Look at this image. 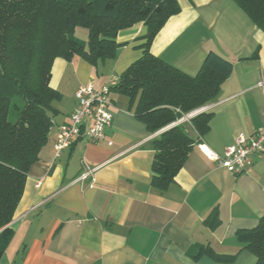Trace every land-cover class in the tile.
<instances>
[{"label": "crops", "instance_id": "obj_1", "mask_svg": "<svg viewBox=\"0 0 264 264\" xmlns=\"http://www.w3.org/2000/svg\"><path fill=\"white\" fill-rule=\"evenodd\" d=\"M176 2L179 12L155 34L151 54L188 75L197 73L207 51L233 64L217 99L208 102L209 128L199 135L181 121L194 143L173 181L159 191L150 184L149 144L169 126L147 132L135 115V100L110 91L112 120L104 140L80 136L54 158L55 135L75 107L77 88L116 82L142 53L146 27L137 23L119 31L115 57L96 64L55 57L48 85L61 98L53 102V125L29 168L0 264L255 263L238 232L253 229L264 215V153L233 174L205 150L222 155L240 132L249 135L264 126V28L234 0ZM91 168L93 182H78ZM198 246L234 255L233 261L194 259L189 252Z\"/></svg>", "mask_w": 264, "mask_h": 264}, {"label": "trees", "instance_id": "obj_2", "mask_svg": "<svg viewBox=\"0 0 264 264\" xmlns=\"http://www.w3.org/2000/svg\"><path fill=\"white\" fill-rule=\"evenodd\" d=\"M257 26L264 28V0H234ZM179 12L176 0H0V259L13 236L9 224L20 201L30 166L39 160L61 94L49 84L55 57L78 56L91 64L114 58L116 36L137 23L145 25L142 53L109 86L135 100V115L153 134L152 186L163 191L182 168L193 139L177 119L217 99L232 62L207 51L195 75H188L151 54L149 46L168 17ZM85 28V40L74 36ZM256 53L253 57H256ZM211 113L199 112L190 124L199 135L209 128ZM254 264H264V215L256 227L239 231ZM222 263L234 255L208 246L189 252Z\"/></svg>", "mask_w": 264, "mask_h": 264}, {"label": "built area", "instance_id": "obj_3", "mask_svg": "<svg viewBox=\"0 0 264 264\" xmlns=\"http://www.w3.org/2000/svg\"><path fill=\"white\" fill-rule=\"evenodd\" d=\"M112 82L110 85H113ZM110 85L95 88L92 84L81 85L75 91L76 104L68 117V121L58 126V132L54 141L53 157L57 158L62 151L69 147L78 137L84 136L91 142L104 140L105 129L112 120ZM210 106H204L200 110H194L193 114L209 110ZM192 115V114H190ZM193 116V115H192ZM180 117L178 122L183 121ZM111 144V142H109ZM207 156L215 160L220 167L226 168L233 174L243 173L252 164V157L256 153H264V126L259 127L251 134L240 132L234 144L228 146L224 154L218 155L210 150H205ZM96 168L88 169L81 173L77 180L84 181L91 177ZM92 185V183H91Z\"/></svg>", "mask_w": 264, "mask_h": 264}, {"label": "rangeland", "instance_id": "obj_4", "mask_svg": "<svg viewBox=\"0 0 264 264\" xmlns=\"http://www.w3.org/2000/svg\"><path fill=\"white\" fill-rule=\"evenodd\" d=\"M73 32H74V36L76 38H78V39H81L82 38V40L83 39L84 40L86 39L87 31H85V28L77 27ZM204 106H208V103H205ZM204 106H201L200 108H202ZM200 108H198V109L200 110ZM198 109H195V110H198ZM193 113H194V110H193V112L191 111L189 113L182 114V116H180V117H183L184 118V120L182 122H184V124L185 123H188V121L190 120V117H192ZM190 114H192V115H190ZM177 121H178V119H177ZM182 122H181V124H182Z\"/></svg>", "mask_w": 264, "mask_h": 264}, {"label": "water", "instance_id": "obj_5", "mask_svg": "<svg viewBox=\"0 0 264 264\" xmlns=\"http://www.w3.org/2000/svg\"><path fill=\"white\" fill-rule=\"evenodd\" d=\"M196 113H198V112H196Z\"/></svg>", "mask_w": 264, "mask_h": 264}]
</instances>
